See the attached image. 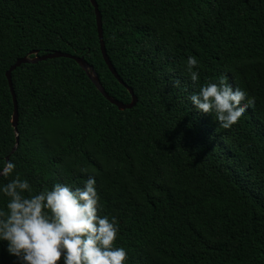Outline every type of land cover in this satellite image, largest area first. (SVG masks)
<instances>
[{
  "label": "trees",
  "instance_id": "trees-1",
  "mask_svg": "<svg viewBox=\"0 0 264 264\" xmlns=\"http://www.w3.org/2000/svg\"><path fill=\"white\" fill-rule=\"evenodd\" d=\"M96 1L136 106L119 110L72 59L22 64L12 153L20 58L84 57L111 97L132 96L91 0H0V158L15 164L0 183L18 174L35 193L92 176L123 264H264V0ZM220 76L253 98L227 129L187 99ZM0 264H17L6 242Z\"/></svg>",
  "mask_w": 264,
  "mask_h": 264
},
{
  "label": "clouds",
  "instance_id": "clouds-1",
  "mask_svg": "<svg viewBox=\"0 0 264 264\" xmlns=\"http://www.w3.org/2000/svg\"><path fill=\"white\" fill-rule=\"evenodd\" d=\"M193 56L186 58L189 78L196 81L198 73ZM177 82L173 81L175 85ZM240 87L220 76L188 95L197 111L211 113L220 128H230L253 98ZM15 164L0 158V177L13 174ZM0 242L17 264H123L126 251L114 246L117 235L115 217L98 215L95 180L88 176L82 186L54 183L50 188L33 193L26 179L18 174L0 183Z\"/></svg>",
  "mask_w": 264,
  "mask_h": 264
},
{
  "label": "water",
  "instance_id": "water-1",
  "mask_svg": "<svg viewBox=\"0 0 264 264\" xmlns=\"http://www.w3.org/2000/svg\"><path fill=\"white\" fill-rule=\"evenodd\" d=\"M91 3L95 8L97 28H98V34H99V40H100V48H101L104 60L107 64V66L109 67L110 71L112 72V74L115 76V78L120 82V84L125 86L127 88V90L129 91V93L131 94V96H132L131 102L130 103H124V102H121V101L116 100L113 97H111L105 91L104 87L102 86L100 79L98 77V74L96 73L94 68L84 59V57L74 56L72 54L62 53V52H58V51L39 56L37 52H34V53L30 54L29 56L18 59L16 61V63L7 72V78L9 81V86H10V89H11V92L13 95V100H14V105H15V111H14L13 118H12V124L14 126L15 133H16V144L14 146L12 153H14L17 150L18 145H19V133L17 130V126H18V103H17L16 94H15V91L13 88L12 73L18 67H20L22 64H35V63H38L41 61L60 58V57L72 59V60L76 61L79 64V66L86 72L89 79L93 82V84L96 86V88L102 93V95L111 104L115 105L119 110L124 111L126 109H132L133 107L136 106V104L138 102V97L134 93V90L131 87H129L128 85H126V83H124V81L120 78V76L118 75L114 65L110 61V58L108 57V54L106 52V47H105V42H104V34H103L102 17H101L100 11L98 9L97 1L91 0ZM31 55H34V56L32 57Z\"/></svg>",
  "mask_w": 264,
  "mask_h": 264
}]
</instances>
